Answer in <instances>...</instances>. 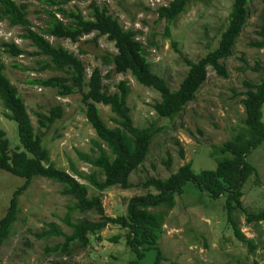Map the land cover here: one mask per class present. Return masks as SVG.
Segmentation results:
<instances>
[{
  "label": "rangeland",
  "instance_id": "374dc122",
  "mask_svg": "<svg viewBox=\"0 0 264 264\" xmlns=\"http://www.w3.org/2000/svg\"><path fill=\"white\" fill-rule=\"evenodd\" d=\"M28 5V19L32 30L46 29L48 16L36 0H16ZM92 0H74L61 6L66 10L81 12L90 17L89 4ZM106 6L110 14L117 18L126 29L139 32V42L147 50V58L154 73L164 77L172 89H177L185 78L189 66L186 58L198 61L218 44L220 33L226 28L234 0H203L189 6L171 26V33L166 35L167 22L159 19L157 10L167 6L172 0H95ZM248 22L238 37L232 55L223 61L228 77L224 78L212 68L208 69V79L180 115L174 119L160 118L153 105L160 100V94L152 88H146L130 73L118 74L110 61L117 52L113 43L106 37H97L96 33L82 37L78 42L45 35L55 46H62L81 59L87 68L88 77L95 68L103 75L104 85L109 93L117 91V84L125 80L131 88L127 104L135 125L153 126L162 131L153 138L149 154L144 162L130 177L132 187L123 189L114 187L102 193L105 214L110 217L126 214L130 198L143 195L150 190L142 184L152 177L167 178L185 163L192 162L195 173L216 168L217 162L209 152L213 144L220 145L231 139L233 131L245 119V107L242 92L244 81L259 82L264 68V47L258 48L253 43L263 41L260 35L264 26V0L251 3ZM63 19L61 15H58ZM26 30L22 26L13 27L7 19H0V43L14 42L25 51L23 55L12 57L3 53L6 75L16 87L30 114L35 131H39L38 113L47 114L57 105H62L65 114L48 130L44 131V143L49 149L54 163L72 174L73 170L87 174L97 170L81 161L78 153H92V141L97 134L85 116L82 94L74 93L61 97L56 89L44 88L34 80L48 79L62 75L60 71L40 69V62L46 57L37 54V48L30 40L24 39ZM180 51V53L178 52ZM32 81V83H31ZM101 117L109 127L116 124L109 106L98 104ZM264 114V108H263ZM264 122V117H263ZM0 125L6 131L12 149L20 147L18 127L14 121L3 117L0 99ZM184 156H181L180 151ZM171 158L170 168L165 162ZM259 171L261 185L255 186L254 178L244 186L247 197L246 206L251 209L257 200V211L264 208V144L250 156ZM77 178L89 188V195L98 194L90 182ZM25 180L0 170V217H4L11 203L15 190ZM153 191V190H151ZM20 211L10 238L0 250V264H128L126 245L127 229L118 225H108L98 236H90L87 248L72 246L73 253H49L46 248L64 241L63 237L39 238L49 223H56L65 233L71 229L64 222L67 206L76 200L63 193V185L52 180L36 177L31 186L18 197ZM224 199H211L200 193L192 182L185 186V193L177 197L174 210L167 211L163 235L159 241L165 264H264V223L247 224L243 214H235L242 232L248 240H253L255 249L238 241L228 228L224 212ZM156 211V210H154ZM100 215L95 211H76L72 221H98ZM118 237L116 243L112 238ZM207 245V246H206ZM155 250L147 252L143 264H152Z\"/></svg>",
  "mask_w": 264,
  "mask_h": 264
},
{
  "label": "trees",
  "instance_id": "16d2710c",
  "mask_svg": "<svg viewBox=\"0 0 264 264\" xmlns=\"http://www.w3.org/2000/svg\"><path fill=\"white\" fill-rule=\"evenodd\" d=\"M43 5V11L48 16L46 29L34 32L28 19V5L16 0H0V19H7L13 27L22 26L26 33L24 39L31 41L37 48V54L46 58L40 62V69L60 70L64 76H53L48 79L34 80L33 83L57 90L61 97H68L74 93L82 94L85 114L88 122L94 128L97 139L92 141V153H78V158L93 166L97 172L84 174L76 171L82 179L90 182L91 186L100 193L113 187L130 189V176L146 160L150 143L157 133L152 127L140 129L134 126L131 108L127 104L131 88L127 81L117 84L118 91L110 94L104 86L103 77L98 69L87 78L84 64L81 60L62 46L53 45L45 35L60 39L78 41L83 35L97 31L99 35H107L114 42L117 53L112 62L118 74L131 73L137 83L157 91L161 100L155 104V109L162 118L173 119L194 100L197 91L208 79V68H212L221 77L227 78L228 72L223 60L232 55L236 41L248 22V6L255 0H234L232 11L228 17L226 28L220 33L217 46L198 61L185 60L189 70L177 90H172L167 81L154 73L147 58V50L139 42V32L126 29L117 18L113 17L108 8L100 6L95 0L90 4L91 19L85 18L81 12L66 10L61 6L74 0H36ZM203 0H172L167 6H160L157 10L159 19L167 22L166 35L171 33V26L189 9L193 3ZM61 15L63 19H60ZM260 35L263 41L253 43L258 48L264 47V26ZM180 53V51H178ZM3 53L18 57L25 53L14 42L0 43V99L3 117L14 121L18 127L20 147L12 149L6 131L0 125V170L23 178L24 184L15 190L11 203L4 217H0V250L10 238L14 224L18 220L20 211L18 197L23 194L31 181L36 177H45L64 186L63 193L73 197L76 202L67 206L68 212L64 222L72 231L65 233L56 223L48 224V229L38 235L39 238L63 237L64 241L53 247L46 248L49 253L72 254V246L87 248L90 236H98L108 225H118L128 230L126 245L128 264H143L147 252L156 251L152 264H165L168 258L160 248L163 235V225L167 211L157 210L165 208L172 210L176 206V195L182 196L184 186L194 182L202 191L209 193L212 199L224 198L223 206L228 228L232 229L234 237L247 244L251 249L256 248L253 240H248L242 232L235 214H243L247 224L264 223V208L257 211L260 204L258 194L252 209L246 206L244 199L247 193L244 186L254 175L255 186L261 185L257 166L251 162L250 156L264 144V68L257 65L255 70H261L259 82L244 81L245 107L243 123L234 129L229 141L219 145H212L211 156L216 159L217 166L208 173L196 174L191 164L179 169L176 174L167 179L158 177L148 178L143 188L150 190L129 199L127 213L124 216L108 217L98 194L89 195L88 186L79 183L66 170L58 168L52 161L49 149L44 144V131L36 132L32 125L30 114L16 87L6 75V66L2 60ZM32 83V81H31ZM98 103L108 105L114 114L115 127H109L103 120ZM64 114L62 105L53 106L47 114L39 113L38 124L41 129L48 130ZM165 164L169 167L171 159ZM155 191V193L153 191ZM154 210H150V209ZM92 210L100 215L98 221H72L75 211ZM116 243L118 237L112 238ZM207 246V245H206ZM127 264V263H126Z\"/></svg>",
  "mask_w": 264,
  "mask_h": 264
},
{
  "label": "clouds",
  "instance_id": "9594fccd",
  "mask_svg": "<svg viewBox=\"0 0 264 264\" xmlns=\"http://www.w3.org/2000/svg\"><path fill=\"white\" fill-rule=\"evenodd\" d=\"M255 1H256V0H255ZM71 2H72V1H71ZM91 2H92V1H91ZM253 2H254V1H253ZM69 3H70V2H69ZM90 4H91V3H90ZM90 4H89V6H90ZM99 5H100V4H99ZM232 5H233V4H232ZM100 6H101V5H100ZM105 7H106V6H105ZM89 8H90V7H89ZM231 11H232V9H231ZM90 14H91V13H90ZM85 18H86V17H85ZM88 19H91V16H90ZM91 33H96V36H97V37H106L107 40H108L109 42H111V43L114 44L113 41H110V40L108 39L107 35H99V33H98L97 31H93V32H91ZM91 33H89V34H87V35H90ZM87 35H83L82 37L87 36ZM82 37H80V39H81ZM80 39H79V40H80ZM70 40H71V39H70ZM79 40H78V41H79ZM71 41H72V40H71ZM78 41H72V42H78ZM114 46H115V45H114ZM115 48H116V47H115ZM116 53H117V52H116ZM116 53H115V54H116ZM115 54H114V55H115ZM78 58H79V57H78ZM79 59H80V58H79ZM80 60H81V59H80ZM223 61H224V60H223ZM223 61H222V63H223ZM81 62H82V61H81ZM110 62H111L112 65L114 66L113 62H112V61H110ZM82 63H83V62H82ZM83 64H84V63H83ZM84 66H85V65H84ZM225 67H226V66H225ZM210 68H211V67H210ZM85 69H86V73H87V68L85 67ZM95 69L100 70L99 68H95ZM95 69H94V70H95ZM208 69H209V68H208ZM94 70H93V71H94ZM56 71H60V70H56ZM93 71H92V73H93ZM60 72H62L63 74H62V75H54V76L57 77V76H64V75H66L65 72H63V71H60ZM100 72H101V70H100ZM114 72H115V66H114ZM92 73L90 74L89 77L92 76ZM127 74H128V73H127ZM130 74H131V73H130ZM131 75H132V74H131ZM101 76L103 77L102 72H101ZM51 77H53V76H51ZM89 77H88V73H87V78H89ZM132 77H133V76H132ZM161 77H162V76H161ZM48 78H50V77H48ZM133 78H134V77H133ZM163 78H164V77H163ZM134 79H135V78H134ZM164 79H165V78H164ZM165 80H166V79H165ZM135 81H136V80H135ZM136 84H137V81H136ZM104 86H105V85H104ZM169 87H170V86H169ZM146 88H147V87H146ZM170 88H171V87H170ZM178 88H179V87H178ZM178 88H177V89H178ZM171 89H172V88H171ZM177 89H172V90L175 91V90H177ZM200 89H201V88H200ZM200 89H199V90H200ZM199 90L197 91V93L199 92ZM117 91H118V89H117ZM117 91H116V92H117ZM114 93H115V92H114ZM197 93H196V94H197ZM110 94H112V93H110ZM130 94H131V93H130ZM196 94H195V96H196ZM129 96H130V95H129ZM129 96H128V97H129ZM127 100H128V99H127ZM160 100H161V96H160ZM160 100H159V101H160ZM157 102H158V101H157ZM157 102H156V103H157ZM156 103H155V104H156ZM98 104H102V103H98ZM98 104H97V106H98ZM155 104L153 105V107L155 106ZM242 104H243V103H242ZM103 105H104V104H103ZM104 106H108V105H104ZM128 106H129V105H128ZM62 107H63V106H62ZM109 107H110V106H109ZM129 107H130V106H129ZM110 109H111V107H110ZM154 110H155V112L157 113V115H158L160 118H162V117L159 115V113L156 111L155 107H154ZM112 113H113V112H112ZM181 113H182V112H181ZM181 113H180V114H181ZM38 114H39V113H38ZM38 114H37V115H38ZM64 114H65V110H64ZM64 114H63V116H64ZM131 114H132V113H131ZM180 114H179V115H180ZM63 116H62V118H63ZM85 116H86V114H85ZM176 117H177V116H176ZM62 118H61V119H62ZM86 118H87V117H86ZM174 118H175V117H174ZM174 118H173V119H174ZM164 119H165V118H164ZM87 120H88V119H87ZM103 120H104V119H103ZM112 120H113V118H112ZM133 120H134V119H133ZM167 120H169V118H167ZM58 121H59V120H58ZM114 123H115V122H114ZM106 124H107V123H106ZM134 126L137 127V128H140V129H146V128H149V127H152L153 129H155L153 126H146V127H140V126H137V125H135V122H134ZM114 127H115V126H114ZM39 129H40V131L43 133V129H41L40 127H39ZM93 129H94V128H93ZM156 130H157V133H159L160 131H162L161 128H157ZM157 133H156V134H157ZM156 134H155V136H156ZM155 136H154V137H155ZM154 137H153V138H154ZM152 140H153V139H152ZM229 140H230V139H229ZM229 140H227V141H229ZM151 142H152V141H151ZM225 142H226V141H225ZM223 143H224V142H223ZM44 144H45V143H44ZM150 145H151V143H150ZM213 145H216V144H213ZM220 145H221V144H220ZM220 145H219V146H220ZM262 145H263V144H262ZM262 145H261V146H262ZM261 146H260V147H261ZM149 149H150V147H149ZM211 150H212V146H211ZM211 150H210V152H209V155H210V156H211V154H210V153H211ZM148 154H149V153H148ZM180 154H181V156H184V153H183L182 150L180 151ZM50 156H51V154H50ZM147 157H148V156H147ZM211 157H212V156H211ZM212 158H213V157H212ZM146 159H147V158H146ZM170 159H171V158H170ZM213 159H215V158H213ZM168 160H169V159H168ZM215 160H216V159H215ZM52 161H53V160H52ZM145 161H146V160H145ZM145 161H144V162H145ZM53 162H54V161H53ZM216 162H217V161H216ZM143 164H144V163H143ZM143 164H142V165H143ZM164 164H165V163H164ZM188 164H191V166H192V168H193V164H194V163H192V162L185 163L184 165L180 166V167L177 169V171L171 173L167 178H169V177H170L171 175H173V174H176V173L179 171V169H180L181 167H183V166H185V165H188ZM171 165H172V161H171ZM171 165L168 167V166L165 164V166H166L167 168H170ZM56 166H57V165H56ZM140 166H141V165H140ZM140 166H139V167H140ZM216 166H217V165H216ZM57 167H58V166H57ZM58 168H59V167H58ZM61 169H62V168H61ZM63 170H64V169H63ZM193 170H194V169H193ZM76 171L79 172V173L84 174V176H86L87 173H85V172H83V171L76 170V169L73 170L74 174H72V173H70V172L67 171V172H68L73 178H75V179L81 184L82 182L77 178V176H79L81 179H82V177H81L80 175H78V174L76 173ZM209 171H210V169H205V170H202V171H200V172H204V173L206 174V173H208ZM194 172H195V171H194ZM200 172H199V173H200ZM258 172H259V171H258ZM196 174H198V173H196ZM88 175H89V174H88ZM41 177H42V178H45V177H43V176H41ZM130 177H131V176H130ZM254 177H255L254 175L251 176V178H254ZM158 178H159V177H158ZM167 178H165V179H167ZM251 178H250V179H251ZM46 179H47V178H46ZM161 179H162V178H161ZM253 180H254V179H253ZM32 181H33V180H32ZM32 181H31V183H32ZM248 181H249V180H248ZM192 183L194 184L195 188H196L200 193H203V194H206V195H208V196H211L209 193H207V192H205V191H202V190H201V189H200V188H199V187H198L193 181H192ZM83 184H85V183H83ZM187 184H188V183H187ZM187 184H186V185H187ZM186 185H185V186H186ZM30 186H31V185H30ZM30 186H29V187H30ZM185 186H184V189H185ZM63 188H64V186H63ZM113 188H114V187H113ZM27 190H28V189H27ZM88 191H89V189H88ZM103 192H104V191H101L100 193H98V196L100 197L101 201L103 200V199H102V193H103ZM153 192L155 193V191H153ZM184 193H185V192H184ZM183 195H184V194H183ZM137 196H139V195H137ZM178 196H179V195H176V201H177V197H178ZM221 198H222V197H221ZM211 199H212V198H211ZM223 199H224V198H223ZM127 204H128V203H127ZM224 204H225V200H224ZM102 205H103V204H102ZM223 206H224V205H223ZM103 207H104V206H103ZM159 209H161V208H159ZM164 209H165V208H164ZM104 210H105V209H104ZM150 210H154V209L151 208ZM172 210H174V208H173ZM172 210H167V211H172ZM88 211H92V210H88ZM67 212H68V209H67ZM67 212H66V213H67ZM75 212H76V211H75ZM75 212H74V213H75ZM126 213H127V209H126ZM65 215H66V214H65ZM105 215H106V214H105ZM125 215H126V214H125ZM106 216H107V215H106ZM122 216H124V215H122ZM108 217H110V216H108ZM115 217H118V216H115ZM110 225H111V224H110ZM163 226H164V225H163ZM241 230H242V228H241ZM91 236H93V235H91ZM90 240H91V237H90Z\"/></svg>",
  "mask_w": 264,
  "mask_h": 264
}]
</instances>
